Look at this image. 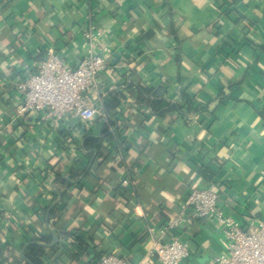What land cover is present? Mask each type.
Masks as SVG:
<instances>
[{"label": "crops", "instance_id": "1", "mask_svg": "<svg viewBox=\"0 0 264 264\" xmlns=\"http://www.w3.org/2000/svg\"><path fill=\"white\" fill-rule=\"evenodd\" d=\"M89 25L101 34L96 51L105 60L91 91L100 114L75 139L66 123L18 117L20 99L0 81V247H9L12 264L34 235L51 234L54 204L61 215L49 222L70 234H55L45 264H86L97 253L158 264L148 252L172 234L188 249L181 264H210L225 249L214 220L186 216L165 227L198 186L217 192L224 216L264 220V0H0V79L30 74L50 50L77 64ZM130 83L161 86L173 101L185 91L208 107L198 116H156ZM117 95L106 154L92 157L83 138L100 135L102 104ZM71 170L78 175L68 186L54 184ZM60 187L64 200L51 204ZM77 236L93 243L78 245Z\"/></svg>", "mask_w": 264, "mask_h": 264}, {"label": "built area", "instance_id": "2", "mask_svg": "<svg viewBox=\"0 0 264 264\" xmlns=\"http://www.w3.org/2000/svg\"><path fill=\"white\" fill-rule=\"evenodd\" d=\"M100 35L93 25L88 26L84 32L89 42L86 54L75 65L65 63L50 50L47 59L37 63L30 74L24 77L8 74L5 79H0L3 83H11L20 99L17 116L22 118L38 113L45 123L55 128L66 123L69 138L75 139L80 130L78 126L89 123L100 114L91 97L92 89L98 86L97 74L105 68V60L96 51ZM126 183L127 180L122 181V184ZM217 203L218 194L214 189L191 188L180 203V212L167 222L165 229H174L186 216L214 220L225 238V249L213 256L210 264H264V220L250 219L243 225L224 216ZM148 255L158 264H181L188 256V249L177 235L172 234L165 241L157 242ZM96 264L136 263L115 254H106Z\"/></svg>", "mask_w": 264, "mask_h": 264}, {"label": "trees", "instance_id": "3", "mask_svg": "<svg viewBox=\"0 0 264 264\" xmlns=\"http://www.w3.org/2000/svg\"><path fill=\"white\" fill-rule=\"evenodd\" d=\"M127 88L135 89L138 93L137 98H135L138 104L146 105L149 108L150 113L156 116H164L167 112H172L184 117H188L190 115L198 116L200 113L205 112L208 107V103L200 106H195L191 97L185 91H180L179 101H173L166 98L165 89L161 86L155 88H147L140 85H132V83H130L127 85ZM226 97L227 96L223 92H220L216 97V100H218V102H222ZM122 98L123 96L121 97L120 95H117L110 101H104L102 104L103 114L100 116V118L98 117V119H101L103 121V128L100 135L98 137H93L90 135L84 136L82 147L92 157H98L106 154V151L104 147H102L101 142L105 139H112V132L110 131V128H114L117 124L113 111L120 102L119 100H121ZM260 114L264 116V112H261ZM76 175H78L77 172L72 170L69 171V174H67V176H61L57 174L54 180V184L56 186H68L72 182V180H74V177ZM201 175L203 174L201 173ZM64 188L66 187H60L59 189H56L51 204L55 202L57 198H60L61 201L64 200L66 192V189ZM54 206L55 205L52 204V207L50 209L49 206L46 207L44 209V212L46 213V211L49 209L47 218L48 228L51 232H54L56 234V238L58 240L60 235H68L70 234V231L58 232V230H56V228L49 222L51 218L61 215V213H56ZM75 241L78 245L86 242V246L87 244H91L92 242L90 241V239L85 241L81 236H77L75 238ZM51 242V234L34 235L28 242L23 244L21 248L20 255L22 254L28 262L21 259L20 256H16L14 258L15 261L13 260L12 264H45L43 262V256L45 254V251L49 247L47 246V244H51ZM9 254V247H0V264H9L10 260L12 261L13 257L9 256ZM101 255V253L95 254V260L86 264H96L101 258Z\"/></svg>", "mask_w": 264, "mask_h": 264}, {"label": "water", "instance_id": "4", "mask_svg": "<svg viewBox=\"0 0 264 264\" xmlns=\"http://www.w3.org/2000/svg\"><path fill=\"white\" fill-rule=\"evenodd\" d=\"M51 235H52V243L51 244H47V246H51L52 244L55 243V233L54 232H51ZM20 257H21V259L27 261L22 254L20 255Z\"/></svg>", "mask_w": 264, "mask_h": 264}]
</instances>
